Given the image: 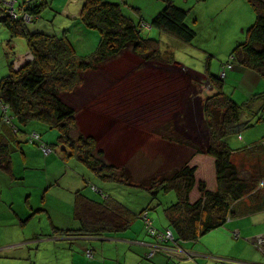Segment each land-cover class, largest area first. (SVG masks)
<instances>
[{
    "label": "rangeland",
    "instance_id": "rangeland-1",
    "mask_svg": "<svg viewBox=\"0 0 264 264\" xmlns=\"http://www.w3.org/2000/svg\"><path fill=\"white\" fill-rule=\"evenodd\" d=\"M12 1L13 10L16 11L22 0ZM106 1L118 3L123 14L134 22L142 17V35L159 39L162 58L163 54L169 53L180 63L173 61L167 64L160 58L146 62L127 51L87 73L84 85L68 97V101L77 108L75 134L82 132L93 135L97 148L103 150L104 159L118 167L131 169L135 178L168 171L180 166L190 156L191 149L187 144L180 146L165 138L161 134L163 125L170 123L176 131L192 141L206 139L203 105L204 99L213 90L207 82H202L200 86V77L187 67L200 72L208 69L210 74L220 75L221 62L226 61L232 48L244 38L247 27L255 20L254 9L247 0H169L186 11V22L195 30L193 40L187 44L149 24L168 0ZM82 3L83 0H47L35 19L27 21L20 11L17 21L25 23L30 32L65 35L77 55L88 56L96 49L100 32L87 27L80 20ZM9 4V0H0V13H6ZM62 6L71 12H66ZM7 41V33L0 22V79L9 71L8 62L19 66L20 56L25 55L22 57L24 62L30 55L25 37L18 36L15 40L14 50L20 49L16 55L8 52ZM223 90L239 103L253 93L263 95L245 113L250 114L251 124L241 126L237 132L230 134L227 138L229 145L245 149V146L264 142V108L261 109L264 76L254 69L234 63L232 69L226 72ZM251 109L255 113L252 114ZM8 115L9 110L5 111L0 105V118H8ZM247 118L243 116L244 120ZM13 121L18 125L15 126V135L21 140L22 149L11 153L12 180L0 172V196L3 198L7 195L15 202L18 211H26L21 219L27 220L25 230L30 235L34 231L37 236V233L50 228L48 215L58 216L57 219H61L58 225L63 226L72 214L71 199L76 189L96 200L110 196L133 210L137 217L131 227L123 232L137 239L149 240L152 237L147 229L149 225L156 230H165L167 219L163 205L174 200L173 190L158 191L157 198H151L144 187L134 182L102 179L57 141L58 128L48 127L37 120L26 124ZM34 133H40L44 142L55 144L53 151L43 155L40 146L44 142H38V147L37 142L29 140L30 134ZM250 158L243 162L245 168L253 163ZM43 195L46 199L41 201ZM59 195L66 204L58 212H51L53 206L50 202ZM2 198L0 206L4 201ZM147 205L149 208L146 212L137 215ZM3 210L0 209V219L13 218L9 211ZM17 227L22 231L18 222ZM17 237L15 235L14 239ZM3 241L0 238V243ZM54 243L63 247L64 259L61 264H124L116 259H103L101 256L106 255V250L104 254L102 248L98 252L86 238L74 239L69 244L67 240ZM192 244L206 252H216L214 255H218V258L203 255L197 256V259L183 260L179 255H173L169 264H264V210L226 221L220 228L203 235L197 243L179 241L183 247L180 253L183 257L192 255L187 250L192 249ZM128 247L143 250L138 244L129 243ZM150 247L145 248V253L149 252ZM166 249L169 254L176 250L174 247ZM86 250H90L91 255ZM33 251L40 260L49 257L46 249L35 248ZM157 258V255L151 258L150 263ZM30 260L38 263L34 256Z\"/></svg>",
    "mask_w": 264,
    "mask_h": 264
},
{
    "label": "trees",
    "instance_id": "trees-1",
    "mask_svg": "<svg viewBox=\"0 0 264 264\" xmlns=\"http://www.w3.org/2000/svg\"><path fill=\"white\" fill-rule=\"evenodd\" d=\"M247 1L254 9L255 20L220 67L229 64L232 69L237 63L264 76V0ZM44 4V0H24L21 7L30 18L26 20L36 18ZM79 18L87 27L100 32L99 43L88 56L77 55L65 35L30 32L17 18H0L12 35L25 37L30 54L16 68L10 63L9 72L0 79V105L10 113L8 118H0V170L11 171V153L21 147V140L15 135V126L18 125L13 120L23 124L37 120L48 127L58 128L57 141L102 179L134 182L144 187L151 198H157L158 191L173 190L174 200L163 205L167 219L165 230H156L150 225L147 228L152 236L150 245H158V249L160 246L158 252H164L162 247L179 245V241L196 242L205 233L223 226L231 217L263 211L264 142L243 149L232 148L227 141L239 127L251 124L250 114L245 113L263 95L253 93L241 103L233 100L223 90L226 73L214 76L208 69L200 72L187 67L200 77V86L207 82L213 90L203 105L206 139L192 141L170 123L163 125L161 134L165 138L180 146L187 144L191 149L190 156L180 166L168 171L135 178L131 169L118 167L104 159L103 150L97 148L93 135L75 134L77 108L68 97L84 85L87 73L127 51L146 62L159 58L167 64L176 61L169 53L163 54L162 58L160 40L144 37L142 20L134 22L123 14L118 3L83 0ZM149 24L187 44L195 36V30L186 22V11L173 1H166ZM250 111L255 113L253 109ZM243 116L248 118L244 120ZM35 134H30L29 140L37 142L39 147L38 142L44 141L40 133ZM42 145L48 146L52 152L55 144L44 142ZM41 146L43 155L50 153H44ZM247 157H253L250 158L253 163L245 168L243 162ZM148 208L147 205L137 215L141 216ZM71 213L63 226L57 225L60 226L58 232L106 236L130 228L137 217L128 206L110 196L96 200L84 195L80 189L74 192ZM167 231L171 238L165 236ZM154 254L145 253L144 258L149 260Z\"/></svg>",
    "mask_w": 264,
    "mask_h": 264
},
{
    "label": "crops",
    "instance_id": "crops-1",
    "mask_svg": "<svg viewBox=\"0 0 264 264\" xmlns=\"http://www.w3.org/2000/svg\"><path fill=\"white\" fill-rule=\"evenodd\" d=\"M44 1L46 3L47 0H44ZM22 3H24V0H22L19 3V6L17 7L18 11L21 10L20 5ZM62 8L65 9V7H63V6H62ZM65 11L68 13L71 12V10L68 9L67 7H66ZM80 11H81V9H80ZM140 20H143L142 17H140ZM1 23H2V26L5 28V31H6L7 36H8V41H7V46H6L8 49V52L16 55L15 53H18L20 49L18 51L14 50L15 40H17L18 36H21V37H23V36L22 35H12L11 31L5 25V23H3V22H1ZM27 30L29 31L28 28H27ZM23 56H25V55L22 54V56H20V64L23 62L22 61ZM10 63H11L13 68L18 66V65L14 66L12 61L8 62V64H7L8 70H10ZM21 147L18 149H21ZM11 167H12V163H11ZM0 172L4 173L5 175L10 176L11 180L14 177V175L12 174V168H11V171L9 173L3 172L1 170H0ZM5 194H6V192H5ZM44 194H46V193H44ZM73 197H74V193H73V196L71 199L72 204H73ZM1 198L2 197L0 196V199ZM2 199L4 201L2 202V206H0V209H4L3 211H7V212L9 211V213H11L13 215V218H10L7 220L0 219V238H2L4 240L2 243H0V264H36L35 261L30 260L31 256L35 257L36 261L38 262L37 264H61L63 262V259H64L63 247L57 246L54 243V241L67 240V243L69 244V243H71L72 240L79 239V238L88 239V241L91 243V245L94 248H96V250L98 252L100 251V248H102L103 254H104V249H105L106 255L101 256L103 259L107 258V259H110L111 261L116 259L117 262L123 261L124 264H148V263H150V261L152 262V259L156 255L158 257L157 260L153 263H150V264H169L170 258L173 255H176V256L179 255L180 259H183V260L184 259H190V258L191 259L192 258L197 259L196 258L197 256H203V255H211L214 258H218L217 257L218 255H214V254H216V252L215 253H211L210 251L206 252L205 249L199 248L196 245L192 244V246H193L192 249H189V248L187 249V250H190L192 252V255L183 257L180 254L181 250H183V247L180 245L167 246V247H171V248L174 247V250L176 248V250L173 254H169L165 247H162L164 249L163 251L165 253L164 252H158L159 250H161L160 246H159V249L156 250L155 254L152 256V259L147 260L144 258L145 248L149 247V246H151V248H154V246L149 245L152 242V238H149V240L137 239L132 234H127V232L111 233V234L106 235V236H80V235H74L72 233L64 234V233L58 232V228L60 226H57V225H58V221H60L61 219L60 220L57 219L58 216H56V215L54 217H51L50 215H48L50 228L45 232L37 233V236H38L37 237L36 233H34V231L32 232L33 234L30 235L29 231L25 230V226L27 225V220L21 219V217L25 214L26 211L25 210H23L22 212L18 211L14 206L15 202L13 203L12 198L10 199L7 195L4 196ZM45 199H46L45 195H43V198L41 199V201H44ZM54 199L55 200L53 202H50L51 205L53 206L51 212L56 213L59 211V208L62 205L66 204V201L60 195H59V197H54ZM42 207L44 208L45 206H42ZM66 208H67V210H69L68 207H66ZM71 216H72V214H70L68 216V218H70ZM242 216H245V215H242ZM238 217H241V216L231 217L227 221L234 219V218H238ZM17 222L20 224L22 231L18 230ZM218 228H220V227H218ZM126 230H124V231H126ZM213 230H215V229H213ZM235 233L237 234V232H235ZM15 235L18 236L17 239H14ZM21 235H24V237L21 238ZM258 237H257V239H258ZM44 241H47L48 243H45ZM42 242H44V243H42ZM129 243L131 245H137V244L141 245L143 250H141V251L133 250L130 247H128ZM195 243H197V241ZM117 244H121V246H118ZM144 246H146V247H144ZM35 248H37V250L38 249H46L49 252V257L46 259H41V260L36 258L37 254L33 251V249H35ZM68 248H71V247L68 245ZM63 264H66V263H63Z\"/></svg>",
    "mask_w": 264,
    "mask_h": 264
},
{
    "label": "built area",
    "instance_id": "built-area-1",
    "mask_svg": "<svg viewBox=\"0 0 264 264\" xmlns=\"http://www.w3.org/2000/svg\"><path fill=\"white\" fill-rule=\"evenodd\" d=\"M23 4H24V3H22L21 5H23ZM21 5H20V9L23 10V7H21ZM0 15H1V13H0ZM17 17H18V14L14 13V14H13V18H17ZM228 69H231L229 64L225 65V66L222 68V70H221V72H220V75H221V76H224L225 73H226V70H228ZM33 135H36V134L34 133ZM41 149H42V151H43L44 153H48V152H50V148H49L48 146L42 145V146H41ZM168 232H169V231H167V233H168ZM156 250H158V245L154 246V248H151V250L149 251L148 255H152ZM86 253H87L88 255H91V251H90V250H86Z\"/></svg>",
    "mask_w": 264,
    "mask_h": 264
},
{
    "label": "bare ground",
    "instance_id": "bare-ground-1",
    "mask_svg": "<svg viewBox=\"0 0 264 264\" xmlns=\"http://www.w3.org/2000/svg\"><path fill=\"white\" fill-rule=\"evenodd\" d=\"M9 9H8V11L6 12V13H1V15H0V18H4V17H6V16H10L11 18H13V14L14 13H16V14H19V12L20 11H22L23 12V16H24V18L25 19H30L28 16V14L24 11V10H20V11H18V10H16V11H14L13 10V7H12V3H13V1L12 0H9ZM171 233L170 232H166V234H165V236L168 238V236H169V238H171Z\"/></svg>",
    "mask_w": 264,
    "mask_h": 264
}]
</instances>
